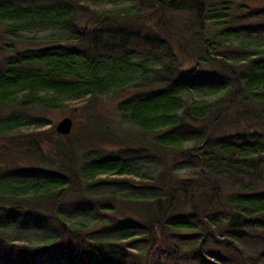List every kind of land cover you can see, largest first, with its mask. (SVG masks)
I'll list each match as a JSON object with an SVG mask.
<instances>
[{
  "label": "trees",
  "instance_id": "1",
  "mask_svg": "<svg viewBox=\"0 0 264 264\" xmlns=\"http://www.w3.org/2000/svg\"><path fill=\"white\" fill-rule=\"evenodd\" d=\"M208 2L0 0V36L39 44L0 43V136L35 131L0 150V264H264V8ZM167 12L198 22L192 67L144 31ZM129 86L117 116L150 142L106 150L89 116L45 143L23 114Z\"/></svg>",
  "mask_w": 264,
  "mask_h": 264
},
{
  "label": "rangeland",
  "instance_id": "2",
  "mask_svg": "<svg viewBox=\"0 0 264 264\" xmlns=\"http://www.w3.org/2000/svg\"><path fill=\"white\" fill-rule=\"evenodd\" d=\"M208 4H214L216 7H220L222 3L224 6L228 7L230 12H232L233 18L237 17L242 13L240 11V7L250 6V7H258L264 8V0H208ZM257 19H248L245 22L247 24H255L257 23ZM198 22L194 21L192 17L185 13L179 12H167L164 16V19L159 22L156 26L155 23H147L144 30L146 33L150 35H159L160 37L165 38L169 41L172 46L173 52L177 56V64L181 67L189 68L192 67L194 62L191 60L190 55L193 53V46H191V36L198 29ZM206 25V24H205ZM207 26V25H206ZM210 29L204 26V35H207ZM49 32H31L29 35H35L36 37L41 36V38L46 37ZM26 35L22 36L20 40L12 42V39L5 38V36H0V43L2 44H13V48H17L18 50L34 47L38 44V41H32ZM2 57V56H0ZM141 91H148L153 87L150 85L149 87L146 83H138L136 85ZM133 88L135 87H126L123 90H115L111 92L106 97H102L98 99L97 102L93 105H89L88 107H92L90 110H86L88 107L80 108L78 110L73 108H63L59 110H45L42 108H32L26 110L23 114L25 116L38 119L47 123L46 127L40 129L36 132L43 131L46 134L43 137V140L46 139L48 142L51 133L49 131L55 130L57 124L63 118H70L73 121V128L70 132L74 130V125L76 124L77 130L81 132L84 130L88 117H91V120H94L95 125L103 132V136L105 137V145L104 148L106 150H111L118 145H126L132 146L134 143L138 142H150L154 136L153 133L144 132L130 124L120 122V119L117 116L115 106L116 104L132 94ZM10 109L0 110V116L4 117L8 113H10ZM31 132H35L34 129L31 128H22L20 130L19 135L20 141H13L11 143L6 142L7 136H0V150L3 147H17L18 145L21 148H29L30 142H33V139L30 140L28 138L32 137ZM57 133V132H56ZM69 134V135H70ZM27 135V136H26ZM12 136V135H11ZM68 136V135H67ZM28 137V138H27ZM83 144H92L96 141L89 135H84L81 139ZM73 145L77 146V142H73ZM5 152V151H4ZM1 160V159H0ZM79 217H84L83 215H79ZM72 220H76L73 218ZM73 227H77L76 225H72ZM30 243H35L38 241H42V237L40 236H30L27 239Z\"/></svg>",
  "mask_w": 264,
  "mask_h": 264
},
{
  "label": "water",
  "instance_id": "3",
  "mask_svg": "<svg viewBox=\"0 0 264 264\" xmlns=\"http://www.w3.org/2000/svg\"><path fill=\"white\" fill-rule=\"evenodd\" d=\"M73 128V121L66 117L63 118L56 126L55 130L57 134L61 136H67L70 134L71 130Z\"/></svg>",
  "mask_w": 264,
  "mask_h": 264
}]
</instances>
